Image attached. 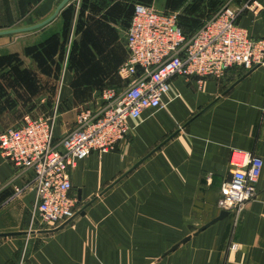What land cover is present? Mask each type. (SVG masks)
Instances as JSON below:
<instances>
[{"label":"crops","instance_id":"1","mask_svg":"<svg viewBox=\"0 0 264 264\" xmlns=\"http://www.w3.org/2000/svg\"><path fill=\"white\" fill-rule=\"evenodd\" d=\"M222 1L204 0L203 9L216 11L225 3L240 8L250 0ZM60 2L0 0V30L40 22L37 17L51 15ZM119 8L109 13L119 19L125 14ZM55 20L37 30L0 35V55L46 56ZM238 24L251 37L264 39V9L244 11ZM118 27L104 22L93 27L98 46L88 58L94 73L118 72L126 60L127 28L121 45L123 27ZM27 68L19 73L25 75ZM251 70L245 76L235 66L221 78L202 82L194 76L171 77L162 108L131 119L130 133L115 150L94 152L77 163L70 191L77 199L76 213L64 226H43L33 217L35 190L25 188L31 172L0 153V234H8L0 236V264H264V165L257 196L238 221L228 215L195 234L221 211L217 203L232 175V155L253 152L264 160V65ZM11 74L9 79L0 73V131L18 123L35 102L14 80L16 72ZM63 80L59 99L68 104L71 79ZM121 83L111 87L120 90ZM102 104L100 92L90 108ZM17 187L24 190L16 194ZM234 243L237 249L231 248Z\"/></svg>","mask_w":264,"mask_h":264},{"label":"built area","instance_id":"2","mask_svg":"<svg viewBox=\"0 0 264 264\" xmlns=\"http://www.w3.org/2000/svg\"><path fill=\"white\" fill-rule=\"evenodd\" d=\"M257 8L264 9V2L250 0L240 8L225 3L187 35L179 24V12L136 4L126 32L127 58L117 72L120 90L103 89V104L83 108L76 125L61 137L55 131L56 113L39 117L26 113L0 131L1 155L19 170L31 172L25 188L35 190L33 217L50 227L73 218L77 199L70 194L72 170L94 152L115 150L130 133L131 119L162 108V96L174 75L194 76L202 82L207 77L221 78L235 66L248 71L264 65V39L251 37L238 24L244 11ZM231 165V178L222 186L217 205L237 222L247 202L257 196L264 160L253 152H239L232 155ZM23 190L17 187L16 194Z\"/></svg>","mask_w":264,"mask_h":264},{"label":"rangeland","instance_id":"3","mask_svg":"<svg viewBox=\"0 0 264 264\" xmlns=\"http://www.w3.org/2000/svg\"><path fill=\"white\" fill-rule=\"evenodd\" d=\"M138 3L151 5L159 11L165 9L179 12L187 32L194 30L198 23L194 25L184 21L188 18L186 10H191L190 14L196 16L190 17V21L198 20L199 13L207 16L211 12L203 9L206 6L204 0H71L49 27L52 42L49 46L50 52L46 50V56L38 52L42 53L41 56L31 57L24 51L0 55L1 76L12 79L15 74L11 73L16 72L14 80L19 79L26 87L25 96L34 95V106H30L27 112L35 116H50L56 113L55 131L58 134L76 125L78 113L83 108H90L98 93L119 84L117 71L107 72L105 75L93 72L88 58V52L98 46L97 42L94 44L92 41L93 27L100 22L114 28L123 27L120 35L123 45V32L130 22L127 18ZM117 6L125 10V14L119 19L109 13ZM47 15L43 18L38 16V21L45 19ZM94 67L98 68V65ZM21 68H27L25 75L19 73ZM43 71L46 74H43ZM8 72L11 73L7 76ZM62 78L63 84L66 79H71L73 95L68 104L59 99Z\"/></svg>","mask_w":264,"mask_h":264},{"label":"water","instance_id":"4","mask_svg":"<svg viewBox=\"0 0 264 264\" xmlns=\"http://www.w3.org/2000/svg\"><path fill=\"white\" fill-rule=\"evenodd\" d=\"M70 1L71 0H61V2L57 5V7L55 8V10L53 11V13L50 16H48L47 18H45L44 20L40 21V22H37V23L32 24V25H28V26H22V27H17V28H9V29H5V30H0V35L17 34V33L28 32V31H33V30L40 29V28L48 25L49 23H51L53 20H55L60 15L61 11L70 3ZM251 71L252 70H249L245 74V76L248 75ZM79 198H81V195L80 194H79ZM86 206H84V208L81 210L82 213L85 211V207ZM229 214H230L229 211H227V210H221L218 216H216L215 218H213L212 220H210L209 222H207L206 224H204L202 227H200L195 232V234L200 233L201 231H203L207 227L211 226L215 222L224 219ZM67 223L63 224V226L66 225ZM0 236H8V234H0ZM190 238H191V235L183 238V240L181 241V243H184V242L188 241ZM179 244L180 243L174 245L173 248H172V250H175L179 246Z\"/></svg>","mask_w":264,"mask_h":264},{"label":"trees","instance_id":"5","mask_svg":"<svg viewBox=\"0 0 264 264\" xmlns=\"http://www.w3.org/2000/svg\"><path fill=\"white\" fill-rule=\"evenodd\" d=\"M219 10V9H218ZM218 10H216V11H211L207 16H206V18H205V20L207 19V18H209V17H211L215 12H217ZM190 12H191V10H186L185 11V14H187V17L188 18H185V20L184 21H186V22H188V23H191V24H197L198 23V25L196 26V28L194 29V30H192V31H190V32H187L185 29H184V24L182 23V20H181V15H179V24L182 26V28L184 29V31H185V33L187 34V35H191V34H193L195 31H197L201 26H202V24H203V22L205 21L204 19L203 20H196V21H190L189 20V18L190 17H196V16H194L193 14H190ZM197 17L199 18V15H197ZM241 68V67H240ZM243 69V68H242ZM246 72H248L247 70H245ZM242 75V74H241Z\"/></svg>","mask_w":264,"mask_h":264}]
</instances>
